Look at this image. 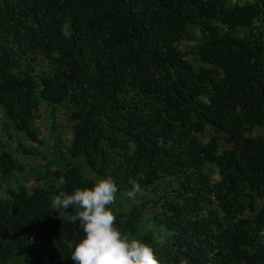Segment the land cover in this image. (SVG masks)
I'll use <instances>...</instances> for the list:
<instances>
[{
  "label": "trees",
  "instance_id": "trees-1",
  "mask_svg": "<svg viewBox=\"0 0 264 264\" xmlns=\"http://www.w3.org/2000/svg\"><path fill=\"white\" fill-rule=\"evenodd\" d=\"M108 177L161 264H264V0H0V264H73Z\"/></svg>",
  "mask_w": 264,
  "mask_h": 264
},
{
  "label": "clouds",
  "instance_id": "clouds-1",
  "mask_svg": "<svg viewBox=\"0 0 264 264\" xmlns=\"http://www.w3.org/2000/svg\"><path fill=\"white\" fill-rule=\"evenodd\" d=\"M66 181L61 178L60 185ZM124 193L136 200L143 189L136 181ZM118 187L111 177L98 180L91 188H77L71 194L60 190L51 200L54 210H59L71 224H78L83 237L73 248V264H161L154 249L138 239H129L115 227L116 215L111 206L116 203ZM73 209L72 214L67 210ZM179 264H189L181 258Z\"/></svg>",
  "mask_w": 264,
  "mask_h": 264
},
{
  "label": "rangeland",
  "instance_id": "rangeland-1",
  "mask_svg": "<svg viewBox=\"0 0 264 264\" xmlns=\"http://www.w3.org/2000/svg\"><path fill=\"white\" fill-rule=\"evenodd\" d=\"M59 123V120L57 121V118L55 119V120H53V121H46L44 118L43 119H41L40 121H38V125H39V127H40V129H41V135H42V137H45V136H47L48 135V133L50 132V128H52V126H55L56 125V123ZM62 123H63V121H62ZM60 124V123H59ZM52 137H54L55 138V133H54V131H53V133H52ZM10 138L11 139H15L14 141L16 142V141H22L21 139H19V138H17V137H15L14 136V132H10ZM63 139H66V138H62V140ZM43 148V147H42ZM62 149V152L64 153V148H61ZM44 153V152H43ZM31 160V159H30ZM29 159H26L25 161H27L28 163H30L31 161H30ZM30 164H32L33 165V162H31ZM29 186V185H28Z\"/></svg>",
  "mask_w": 264,
  "mask_h": 264
}]
</instances>
